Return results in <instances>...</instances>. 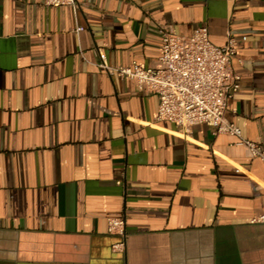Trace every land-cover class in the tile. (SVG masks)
Masks as SVG:
<instances>
[{"label":"crops","instance_id":"crops-1","mask_svg":"<svg viewBox=\"0 0 264 264\" xmlns=\"http://www.w3.org/2000/svg\"><path fill=\"white\" fill-rule=\"evenodd\" d=\"M75 2L0 0V264H264L260 159L210 126L155 121V95L98 67V51L155 66L159 27L205 26L215 46L230 33L224 118L264 149V0Z\"/></svg>","mask_w":264,"mask_h":264},{"label":"built area","instance_id":"built-area-1","mask_svg":"<svg viewBox=\"0 0 264 264\" xmlns=\"http://www.w3.org/2000/svg\"><path fill=\"white\" fill-rule=\"evenodd\" d=\"M44 6L77 9L75 0H44ZM159 35L161 54L155 66L132 62L128 67H108L104 53L98 51V67L107 75L130 79L145 95H155L158 100L155 121L169 122L184 132L198 125L210 126L215 134L237 137L238 145L247 146L251 155L264 165V149L242 139L240 129L224 118L228 99L239 89L240 77L231 69L236 55L234 37L228 33L226 42L215 46L205 26L198 27L190 36L159 27ZM250 223H264V215L254 217ZM107 232L125 238L124 217L108 218ZM122 247L119 243L113 249Z\"/></svg>","mask_w":264,"mask_h":264}]
</instances>
